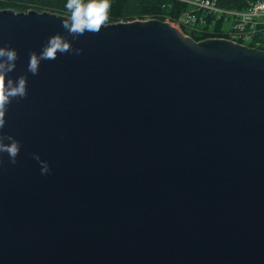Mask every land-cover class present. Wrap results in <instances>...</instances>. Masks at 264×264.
<instances>
[{
	"label": "water",
	"instance_id": "1",
	"mask_svg": "<svg viewBox=\"0 0 264 264\" xmlns=\"http://www.w3.org/2000/svg\"><path fill=\"white\" fill-rule=\"evenodd\" d=\"M64 17L0 9L28 92L2 130L0 264H264V49L154 18L72 40ZM57 32L82 54L28 73Z\"/></svg>",
	"mask_w": 264,
	"mask_h": 264
},
{
	"label": "clouds",
	"instance_id": "2",
	"mask_svg": "<svg viewBox=\"0 0 264 264\" xmlns=\"http://www.w3.org/2000/svg\"><path fill=\"white\" fill-rule=\"evenodd\" d=\"M65 8L69 14L64 17L62 27L72 40H76L85 32L98 34L106 26L111 0H67ZM72 40L59 32L51 35L39 53L30 52L27 72L37 75L41 61L55 60L58 53L82 54L83 49L73 47ZM18 58V52L14 47L0 46V154L7 153L11 164L17 163L16 158L20 152L21 143L12 135L2 131L6 123L5 115L14 99H23L28 95L27 73L20 75L17 79L8 76L15 69ZM33 158L39 162L42 175L50 173L48 161L42 160L38 153H33Z\"/></svg>",
	"mask_w": 264,
	"mask_h": 264
},
{
	"label": "trees",
	"instance_id": "3",
	"mask_svg": "<svg viewBox=\"0 0 264 264\" xmlns=\"http://www.w3.org/2000/svg\"><path fill=\"white\" fill-rule=\"evenodd\" d=\"M220 8L232 9L234 11H247L252 3L257 0H215ZM67 0H0V9H13L14 11H30L36 9L39 12L49 11L52 13L64 14L67 16L65 5ZM189 4L182 3L179 0H111L109 11V20L106 24L112 22H132L134 20H155L169 21L177 23L188 10ZM231 24L225 20L217 23H209L207 27L211 30L209 33L197 32L190 27H181L182 33L199 41L205 38L220 37L230 38L228 30ZM250 41L246 42L247 46H254L260 50L264 49V26L257 25L252 29Z\"/></svg>",
	"mask_w": 264,
	"mask_h": 264
},
{
	"label": "built area",
	"instance_id": "4",
	"mask_svg": "<svg viewBox=\"0 0 264 264\" xmlns=\"http://www.w3.org/2000/svg\"><path fill=\"white\" fill-rule=\"evenodd\" d=\"M189 4L179 22L174 23L179 28L190 27L194 31L209 33L206 26L209 23L225 20L231 24L228 30L230 40L235 43L245 44L250 41L252 29L257 25L264 26V0L252 3L247 11H234L232 9L220 8L215 0H179ZM210 39V38H208ZM224 39V38H222ZM247 46V45H246Z\"/></svg>",
	"mask_w": 264,
	"mask_h": 264
},
{
	"label": "bare ground",
	"instance_id": "5",
	"mask_svg": "<svg viewBox=\"0 0 264 264\" xmlns=\"http://www.w3.org/2000/svg\"><path fill=\"white\" fill-rule=\"evenodd\" d=\"M175 25H176V24H175ZM176 26H177V25H176ZM178 26H179V25H178ZM178 26H177V27H178ZM179 27H180V26H179ZM180 29H181V28H180Z\"/></svg>",
	"mask_w": 264,
	"mask_h": 264
},
{
	"label": "rangeland",
	"instance_id": "6",
	"mask_svg": "<svg viewBox=\"0 0 264 264\" xmlns=\"http://www.w3.org/2000/svg\"><path fill=\"white\" fill-rule=\"evenodd\" d=\"M167 21V20H166ZM172 24V23H171ZM174 24V23H173ZM175 25V24H174Z\"/></svg>",
	"mask_w": 264,
	"mask_h": 264
}]
</instances>
